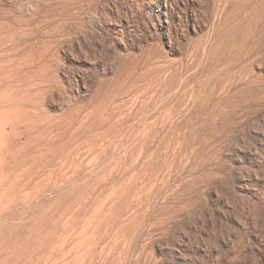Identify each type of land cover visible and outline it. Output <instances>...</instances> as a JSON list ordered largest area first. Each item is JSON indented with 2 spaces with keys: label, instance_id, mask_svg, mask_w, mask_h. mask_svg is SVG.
Here are the masks:
<instances>
[{
  "label": "rangeland",
  "instance_id": "obj_1",
  "mask_svg": "<svg viewBox=\"0 0 264 264\" xmlns=\"http://www.w3.org/2000/svg\"><path fill=\"white\" fill-rule=\"evenodd\" d=\"M0 194V264H264V0H0Z\"/></svg>",
  "mask_w": 264,
  "mask_h": 264
},
{
  "label": "bare ground",
  "instance_id": "obj_2",
  "mask_svg": "<svg viewBox=\"0 0 264 264\" xmlns=\"http://www.w3.org/2000/svg\"><path fill=\"white\" fill-rule=\"evenodd\" d=\"M63 151V150H62ZM90 151V149H89ZM60 153V152H59ZM57 153L58 156H55L52 162H47L44 161V167L49 169V174L48 175H52V178L54 175H57V179L59 181H64L63 179H68L70 176L68 175L67 171L69 170H63L64 167H68L70 169H72V171L74 172L75 169L78 166V161H77V152H62V153ZM77 153V154H76ZM47 176V175H45ZM49 178V176L47 177ZM55 178V177H54ZM55 179V180H57ZM2 189V188H1ZM6 191V189H4ZM1 195V194H0ZM2 197V198H1ZM24 198V197H22ZM12 200H14V198L10 199V198H5L3 199V196H0V220L6 218L5 214H4V210L9 209V207L12 204ZM65 256L61 255L60 258L64 259ZM44 259L41 260V264H50L51 263V257L46 258L43 257Z\"/></svg>",
  "mask_w": 264,
  "mask_h": 264
}]
</instances>
